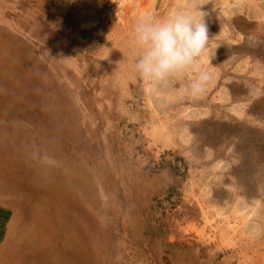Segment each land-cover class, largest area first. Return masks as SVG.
Segmentation results:
<instances>
[{"label":"rangeland","instance_id":"1","mask_svg":"<svg viewBox=\"0 0 264 264\" xmlns=\"http://www.w3.org/2000/svg\"><path fill=\"white\" fill-rule=\"evenodd\" d=\"M189 2L0 0V264H264V0H196L203 95L133 71L134 21Z\"/></svg>","mask_w":264,"mask_h":264},{"label":"clouds","instance_id":"2","mask_svg":"<svg viewBox=\"0 0 264 264\" xmlns=\"http://www.w3.org/2000/svg\"><path fill=\"white\" fill-rule=\"evenodd\" d=\"M196 0L165 14L155 10L140 15L132 24L128 45L133 55V71L145 81L179 83L182 95L198 97L205 93L209 72L197 69L212 39L205 17ZM211 57L209 58V67ZM194 72L191 79L188 73Z\"/></svg>","mask_w":264,"mask_h":264},{"label":"bare ground","instance_id":"3","mask_svg":"<svg viewBox=\"0 0 264 264\" xmlns=\"http://www.w3.org/2000/svg\"><path fill=\"white\" fill-rule=\"evenodd\" d=\"M7 25V24H6ZM8 26V25H7ZM4 27V26H3ZM10 27V26H9ZM15 29H17V28H15ZM248 39V38H247ZM250 41V40H249ZM251 43V42H250ZM9 46V45H8ZM2 66V65H1ZM1 70V69H0ZM4 74V73H3ZM34 74V73H33ZM4 76L5 77H9L10 76V73L9 72H7L6 71V73L4 74ZM0 78H3L2 77V72L0 71ZM3 80V79H2ZM2 82V81H1ZM151 91V90H150ZM51 93V92H50ZM149 94V93H148ZM150 95V94H149ZM153 101V100H152ZM5 102V101H4ZM54 105V104H53ZM33 107V106H32ZM51 107V106H50ZM49 107V108H50ZM154 107V106H153ZM54 108V107H53ZM58 109V108H57ZM255 111V110H254ZM158 115V114H157ZM53 116V115H52ZM170 116V115H169ZM6 118V117H5ZM55 119V118H54ZM167 120H170V119H167ZM174 120V119H173ZM62 121V120H61ZM172 121V120H171ZM175 122H177V121H175ZM26 123V122H25ZM177 124H178V122H177ZM170 124H169V122H160L159 124H154L153 126H151L152 127V135H154L155 137H157L158 138V140L159 141H161V142H163V143H165L166 144V146L167 147H175L176 146V133H175V130H174V128L172 127V126H169ZM264 126V125H263ZM179 127L180 128H185V126H184V123L182 122V124L180 123V125H179ZM216 127V126H215ZM13 128V127H12ZM24 128V127H23ZM176 129V128H175ZM34 130V129H33ZM182 131V130H181ZM36 132V131H35ZM0 133H1V130H0ZM37 133V132H36ZM199 133V132H198ZM198 133H196V135L198 134ZM32 134V133H31ZM0 138H4V136L2 135V134H0ZM29 138V137H28ZM34 138V137H33ZM36 138V137H35ZM197 138V137H196ZM214 139V138H213ZM15 140H17V139H15ZM36 140V139H35ZM197 140V139H196ZM20 141V140H19ZM29 141V140H28ZM180 141V140H179ZM4 142V141H3ZM13 142V141H12ZM32 142V141H31ZM40 142V141H39ZM181 142V141H180ZM179 143V142H178ZM183 143V142H182ZM209 143H210V141H209ZM15 144V143H14ZM22 145V144H21ZM180 145H182V144H180ZM23 146V145H22ZM182 147V146H181ZM43 149V148H42ZM41 149V150H42ZM11 150V149H10ZM25 150V149H24ZM40 150V151H41ZM31 151V150H30ZM22 152V151H21ZM25 152H26V150H25ZM71 152V151H70ZM31 153H32V151H31ZM34 153V152H33ZM5 155V154H4ZM16 155V154H15ZM75 155V154H74ZM17 156V155H16ZM5 157V156H4ZM41 157V156H40ZM46 157V156H45ZM77 157V156H76ZM34 158H36V156L34 157ZM128 158V157H127ZM13 159V158H12ZM21 159V158H20ZM46 159V158H45ZM44 159V160H45ZM1 160V159H0ZM43 160V161H44ZM74 160V159H73ZM41 163H43V162H41ZM33 164V163H32ZM49 164V163H48ZM80 164V163H79ZM68 165V164H67ZM76 165V164H75ZM86 165V164H85ZM32 166H34V165H32ZM36 166V165H35ZM70 166H72V165H70ZM103 166V165H102ZM41 167V166H40ZM65 167V166H64ZM39 168V167H38ZM43 168V167H42ZM4 169V168H3ZM44 169V168H43ZM63 169V168H62ZM66 169V168H65ZM45 170V169H44ZM67 170V169H66ZM65 170V171H66ZM12 171V170H11ZM15 171V170H14ZM63 171V170H62ZM69 171V170H68ZM67 171V172H68ZM18 172V171H17ZM53 172V171H52ZM54 173V172H53ZM4 174V173H3ZM39 174V173H38ZM56 174V173H55ZM60 174V173H59ZM246 175V174H245ZM71 176V175H70ZM57 177V176H56ZM8 178V177H7ZM104 178V177H103ZM109 178V177H108ZM59 179H61V178H59ZM79 179V178H78ZM243 179V178H242ZM56 180H58V179H56ZM70 180V179H69ZM68 180V181H69ZM66 181V180H65ZM12 182H13V180H12ZM75 182V181H74ZM94 182H95V180H94ZM112 182V181H111ZM5 183V182H4ZM55 184V183H54ZM113 184V183H112ZM60 186V185H59ZM38 187V186H37ZM70 188V187H69ZM73 188V187H72ZM67 190H68V187H67ZM33 190L32 189H29V192H32ZM203 191V190H202ZM80 193V192H79ZM30 194V193H29ZM67 194H69V193H67ZM72 194V193H71ZM31 195V194H30ZM47 195V194H46ZM46 195H43L42 194V196H46ZM75 196V195H74ZM52 201V203L53 204H51L55 209H58L59 210V212H60V214L61 213H63L62 211V209L59 207V202L56 200V199H52L51 200ZM102 203V202H101ZM206 203V202H205ZM59 207V208H58ZM103 207V206H102ZM106 210H107V208H106ZM122 210V209H121ZM106 212V211H105ZM107 215V214H106ZM215 215V214H214ZM97 216V215H96ZM213 216V215H212ZM115 217V216H114ZM208 216H206V218H207ZM213 218V217H212ZM229 218V217H228ZM227 218V219H228ZM135 219V218H134ZM215 219V218H214ZM222 219H224V217L222 218ZM238 219V218H237ZM208 220V219H207ZM206 220V221H207ZM209 220H210V218H209ZM221 220V219H220ZM229 220V219H228ZM227 220V221H228ZM215 221V220H214ZM223 221V220H222ZM230 221H232V220H230ZM235 221V220H234ZM208 222V221H207ZM228 223H230V222H228ZM207 224V223H206ZM217 224H220V223H217ZM216 224V225H217ZM226 225V224H225ZM236 225V224H235ZM240 225V224H239ZM97 226V225H96ZM209 226V225H208ZM213 226V225H212ZM210 227V226H209ZM210 228H212V227H210ZM235 229V228H234ZM233 229V230H234ZM243 229V228H242ZM58 230L61 232V234H62V236L66 239L67 238V236L65 235V229H64V227H63V225H62V223H60V225H58ZM211 230H213V229H211ZM222 231V230H221ZM244 231V230H243ZM251 231V230H250ZM241 232H242V230H241ZM241 232H240V234H241ZM257 232V231H256ZM245 233V232H244ZM244 233H242V235L244 234ZM212 234V233H211ZM255 234V233H254ZM125 235V234H124ZM221 235V234H220ZM247 237H249V236H247ZM245 238V237H244ZM254 239V238H253ZM62 243V242H61ZM112 244V243H111ZM92 245V244H91ZM112 251V250H111ZM260 257V256H259Z\"/></svg>","mask_w":264,"mask_h":264},{"label":"trees","instance_id":"4","mask_svg":"<svg viewBox=\"0 0 264 264\" xmlns=\"http://www.w3.org/2000/svg\"><path fill=\"white\" fill-rule=\"evenodd\" d=\"M166 167H167L166 170H168V172L172 178V181H173L172 185L170 186V191L175 190V189L179 188V186H180V182L177 180V178L179 176L178 170L176 167H171V165H167Z\"/></svg>","mask_w":264,"mask_h":264}]
</instances>
